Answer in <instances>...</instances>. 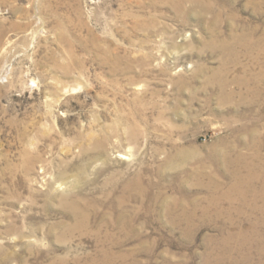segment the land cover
<instances>
[{"label":"rangeland","instance_id":"obj_1","mask_svg":"<svg viewBox=\"0 0 264 264\" xmlns=\"http://www.w3.org/2000/svg\"><path fill=\"white\" fill-rule=\"evenodd\" d=\"M0 264H264V0H0Z\"/></svg>","mask_w":264,"mask_h":264},{"label":"bare ground","instance_id":"obj_2","mask_svg":"<svg viewBox=\"0 0 264 264\" xmlns=\"http://www.w3.org/2000/svg\"><path fill=\"white\" fill-rule=\"evenodd\" d=\"M249 171V170H248ZM239 173V172H238ZM254 174V173H253ZM236 176H235V178H234V185H231L230 187H231V189H233L234 190V188L235 189H239V192H240V190H243L246 186H248L249 184H250V182L252 181V180H254L253 178H254V175L252 176V173H250L249 175H248V178H251V179H248V180H246V179H244V177L241 175V174H239V175H237V174H235ZM245 175V174H244ZM237 177V178H236ZM243 192V191H242Z\"/></svg>","mask_w":264,"mask_h":264}]
</instances>
